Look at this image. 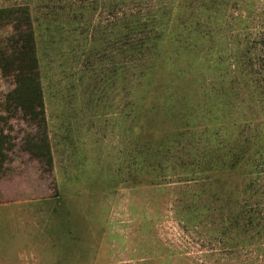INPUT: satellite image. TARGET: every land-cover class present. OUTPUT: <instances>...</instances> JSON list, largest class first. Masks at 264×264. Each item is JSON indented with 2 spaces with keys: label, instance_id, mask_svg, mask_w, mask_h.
<instances>
[{
  "label": "rangeland",
  "instance_id": "obj_1",
  "mask_svg": "<svg viewBox=\"0 0 264 264\" xmlns=\"http://www.w3.org/2000/svg\"><path fill=\"white\" fill-rule=\"evenodd\" d=\"M18 6L54 170L0 69V264H264V0Z\"/></svg>",
  "mask_w": 264,
  "mask_h": 264
},
{
  "label": "trees",
  "instance_id": "obj_2",
  "mask_svg": "<svg viewBox=\"0 0 264 264\" xmlns=\"http://www.w3.org/2000/svg\"><path fill=\"white\" fill-rule=\"evenodd\" d=\"M11 24L14 33L8 38L10 51H1L0 69L4 77H13L15 88L7 95V105L22 112L25 120L36 125L39 138L30 142L26 150L44 164V171L52 173L54 162L48 136L44 96L39 72L36 37L30 10L27 6L0 9V26ZM14 149L9 137L0 130V165L7 153Z\"/></svg>",
  "mask_w": 264,
  "mask_h": 264
}]
</instances>
